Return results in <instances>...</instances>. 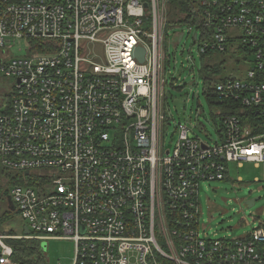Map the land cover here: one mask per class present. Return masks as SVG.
I'll return each instance as SVG.
<instances>
[{"label":"built area","instance_id":"built-area-1","mask_svg":"<svg viewBox=\"0 0 264 264\" xmlns=\"http://www.w3.org/2000/svg\"><path fill=\"white\" fill-rule=\"evenodd\" d=\"M196 14L184 27L200 59L252 61L207 94L219 142L179 124L167 148V0H0V73L15 81L0 97V200L28 231L0 234V264H20L12 240L70 241L72 264H264V226L209 235L199 201L231 163L264 174V0H198Z\"/></svg>","mask_w":264,"mask_h":264},{"label":"rangeland","instance_id":"rangeland-1","mask_svg":"<svg viewBox=\"0 0 264 264\" xmlns=\"http://www.w3.org/2000/svg\"><path fill=\"white\" fill-rule=\"evenodd\" d=\"M173 15L175 10L172 11ZM172 18V17H169ZM194 31L186 27L169 26L164 32L163 53L160 77L159 103V138L165 147L170 148L178 137V125L189 128L190 134L198 136L209 146L219 140V134L212 116L216 113L204 93V82L200 70L208 62L200 59L192 43ZM175 34H183L181 42L176 45ZM18 48L11 49L13 55ZM232 57H217L225 64L222 77L237 76L244 78L252 61L247 52ZM1 58V57H0ZM222 77H219L222 78ZM14 80L0 73V97L9 94ZM218 124V122H217ZM229 175L232 181H214L202 183L199 191L201 207L200 224L209 235L217 238H240L253 229L264 226V174L263 166L245 164L238 167L229 164ZM241 178L242 183H237ZM258 198L252 207L246 201ZM0 234L23 233L24 223L6 202L0 200ZM42 253L46 264H72L74 261V244L70 241H45Z\"/></svg>","mask_w":264,"mask_h":264},{"label":"trees","instance_id":"trees-1","mask_svg":"<svg viewBox=\"0 0 264 264\" xmlns=\"http://www.w3.org/2000/svg\"><path fill=\"white\" fill-rule=\"evenodd\" d=\"M197 5L198 0H167V22L165 30L169 26L184 27L186 25H194L195 22L198 21V18H195V15H197ZM173 10H175L174 15L172 12ZM238 54H241V52L232 53L228 51L222 57H232ZM217 57L219 56L204 55L201 57V61L203 59L208 61L206 64L202 65L200 74L202 75L201 77L204 82V93L208 102H211L212 104L214 99L210 96H207V94L210 93L213 83L225 73V64L222 63V61H220L218 64H215V59ZM219 119L220 118L218 117L211 118L215 125H217V121ZM9 243L13 247L14 261L20 264H46L41 245L38 241L12 240L9 241Z\"/></svg>","mask_w":264,"mask_h":264},{"label":"water","instance_id":"water-1","mask_svg":"<svg viewBox=\"0 0 264 264\" xmlns=\"http://www.w3.org/2000/svg\"><path fill=\"white\" fill-rule=\"evenodd\" d=\"M144 6L146 7L147 5H144ZM180 39H181V36L178 38V43L180 42ZM133 54H134L135 57L138 58V60L140 62H143L144 50L142 48H135L134 51H133ZM4 194H5L6 197H8L7 191ZM257 200H258V198H254V199L247 200L246 201V205L248 207H252L254 205L255 201H257ZM8 201H9L8 202L9 203V209H12L14 211V208L11 205L9 198H8ZM24 233L27 235L28 234V231L26 229H24Z\"/></svg>","mask_w":264,"mask_h":264},{"label":"crops","instance_id":"crops-1","mask_svg":"<svg viewBox=\"0 0 264 264\" xmlns=\"http://www.w3.org/2000/svg\"><path fill=\"white\" fill-rule=\"evenodd\" d=\"M215 126H216V125H215ZM216 129H217V133H218V134H219V136H220V133H219V131H218V128H217V127H216ZM218 142H219V140H218ZM218 142H217V143H218ZM244 165H245V164H244ZM244 165H243V166H244ZM229 176H230V175H229ZM228 180H229V181H232L231 177H229V179H228ZM228 180H227V181H228ZM239 180H241V183L243 182L241 178H238V179H237V183H240V182H239ZM24 229H25V227H23V231H24Z\"/></svg>","mask_w":264,"mask_h":264}]
</instances>
